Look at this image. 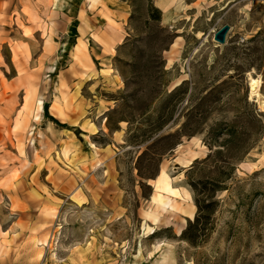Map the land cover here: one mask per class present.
Returning <instances> with one entry per match:
<instances>
[{
    "label": "rangeland",
    "instance_id": "1",
    "mask_svg": "<svg viewBox=\"0 0 264 264\" xmlns=\"http://www.w3.org/2000/svg\"><path fill=\"white\" fill-rule=\"evenodd\" d=\"M108 1L0 0V264H264V0Z\"/></svg>",
    "mask_w": 264,
    "mask_h": 264
},
{
    "label": "trees",
    "instance_id": "2",
    "mask_svg": "<svg viewBox=\"0 0 264 264\" xmlns=\"http://www.w3.org/2000/svg\"><path fill=\"white\" fill-rule=\"evenodd\" d=\"M158 11V10H157ZM152 17H156L152 13ZM172 94H175L173 91ZM55 124L58 126H65L63 124H59V121L55 118L52 119ZM191 186L196 194V202L198 206V211L193 220L188 221V226L181 234V237L185 240H188L192 244H198V231L197 228L201 225L200 229L203 231L205 226L207 225L208 220L210 219L212 213L214 212L216 201L211 198L218 190L225 189L224 185H222L218 181H212L208 179L192 181Z\"/></svg>",
    "mask_w": 264,
    "mask_h": 264
},
{
    "label": "bare ground",
    "instance_id": "3",
    "mask_svg": "<svg viewBox=\"0 0 264 264\" xmlns=\"http://www.w3.org/2000/svg\"><path fill=\"white\" fill-rule=\"evenodd\" d=\"M121 43H122V38L119 39V44H121ZM81 44L84 45L85 44V40H81ZM54 69H55V65L54 64L49 67V71L50 72H53ZM260 88H261V80L252 77L251 78V95L260 97L261 96ZM44 103H45L44 96L41 95L39 100H38V108H39L40 113L37 115V120H40L41 117H42L41 112L43 111ZM48 129L51 132L55 130V127L53 126L52 122H49ZM37 133H38L39 137H43L44 136V133L42 131H40V130H38ZM37 141H38V139H37L36 136H33L31 138V140H30L32 145H35L37 143ZM39 141H40V139H39ZM158 177H161L160 182L162 183L163 190H165V191H167L169 193L178 194V189L175 188L170 183V181L167 178V174L166 173L161 172V174ZM191 218H193V213H191ZM156 219L158 220V217ZM169 222H170V219H169ZM185 225H186V219L182 218L181 223H178L177 234H181L183 232V229L185 228Z\"/></svg>",
    "mask_w": 264,
    "mask_h": 264
},
{
    "label": "crops",
    "instance_id": "4",
    "mask_svg": "<svg viewBox=\"0 0 264 264\" xmlns=\"http://www.w3.org/2000/svg\"><path fill=\"white\" fill-rule=\"evenodd\" d=\"M94 1H99V4L97 6L98 8L104 7V5H105L104 1L109 3L108 0H94ZM86 3H89V1H86ZM107 8H109V7L107 6ZM113 12L114 11L111 10L110 14L113 15ZM98 15H100V14H98L96 11V14H94V12H91L86 17L79 16L78 24H79V29L82 32V34H81L82 38H89L90 41H93V39L96 40V42L100 43V49L102 51H104V50H107L110 48L109 45L111 44V39H106L105 40L106 43L101 42V40H103V37L101 35L103 33L102 31L103 30L105 31V29H106L105 25H107L108 22L106 21V18L104 16H101V15L98 16ZM101 20L104 21L105 25H104V27H103V25L100 26V29H99L98 25L101 24L100 23ZM112 39H113V37H112ZM89 51H90V48L88 46V53H89Z\"/></svg>",
    "mask_w": 264,
    "mask_h": 264
},
{
    "label": "water",
    "instance_id": "5",
    "mask_svg": "<svg viewBox=\"0 0 264 264\" xmlns=\"http://www.w3.org/2000/svg\"><path fill=\"white\" fill-rule=\"evenodd\" d=\"M229 30H230V25L225 24L224 26H222L220 29H218L215 32L214 39L221 44L225 43ZM178 235H180V234H178Z\"/></svg>",
    "mask_w": 264,
    "mask_h": 264
}]
</instances>
